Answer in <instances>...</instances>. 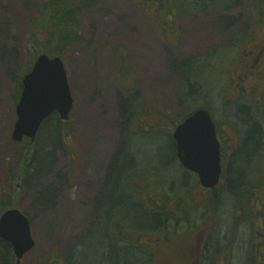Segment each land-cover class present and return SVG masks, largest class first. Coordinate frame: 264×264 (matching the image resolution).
I'll list each match as a JSON object with an SVG mask.
<instances>
[{
	"label": "rangeland",
	"instance_id": "1",
	"mask_svg": "<svg viewBox=\"0 0 264 264\" xmlns=\"http://www.w3.org/2000/svg\"><path fill=\"white\" fill-rule=\"evenodd\" d=\"M111 2L86 15L82 30L87 40L86 46L83 49L73 48L65 55L75 100L66 129L72 132L75 141L66 139V144L59 142L54 149L53 159L44 163L42 168H29L36 161V156L33 155L28 164L29 169L25 170L22 177L23 182L19 184L17 206L30 218L33 236L37 242V250L25 258L24 264H41L50 257L53 264L80 263L74 257L83 251V244L94 225V214H98V210H105L104 190L108 189V193L112 194V186L108 184L112 168L116 163L127 162L126 157L134 158L132 171L138 168L143 171L148 169L153 175L168 178L165 179L167 184L174 189V184L179 185L180 180L184 182L183 170L175 164L172 154L165 150L168 144L166 134L162 137L160 132L146 137L139 133L143 127L159 126V114L147 119L141 116L133 123L135 133L128 130L126 117L135 114L134 107L140 100V112H162L161 118L164 117L162 119L170 126L173 116L186 114L199 106H209L218 127L220 126L225 172H228L229 160H235L240 165L236 172L238 169L246 170L249 165L256 166L258 162L264 163V155L260 157L253 151L249 152L251 148L246 147V138L242 139L238 134L240 128H245V133H249L245 121L247 124L258 122L263 131L261 140L264 154V108L261 106L258 114L253 113V117L251 112L249 117L242 113L237 117V106L233 105L243 80L247 83L248 79L252 81L262 77L261 91L264 88V54L261 58L249 59L251 70L241 71L243 63L239 57H251L252 48L260 43L259 26L249 25L247 0H231L230 5L221 6L218 15L212 17H207L208 9L193 12L195 18L183 23L179 47L178 27L170 23L168 17L162 18L167 25L164 24L160 37L169 47L161 45L154 28L147 24L144 15L132 5L131 0ZM259 12L263 18L264 3ZM39 16V0H0V194L2 191L7 194L11 192L8 187L15 183L20 169L17 167L24 147L13 142L12 131L17 120L19 82L35 58L32 38H44ZM261 29L263 31L264 27ZM249 36L251 38L248 44L241 41ZM119 44L123 45L119 54L123 57L128 54L130 71L128 73L121 66L119 73L115 75L117 84L113 83L112 46ZM177 47L179 52L175 54L174 49ZM228 52L230 55H225ZM177 55L182 62H197L199 59L203 63L197 62L195 72L186 78L194 71L195 65L179 64L176 62ZM218 67L220 75L216 77ZM260 68L262 69L259 70ZM259 71H262L261 76ZM134 84L137 85L139 95L136 91L129 90ZM190 84L197 86L187 88ZM238 100L249 105L252 98L243 94ZM259 101L264 105V96H258L254 100L255 103ZM142 118L144 120L141 122ZM71 148L77 151L76 154L72 153ZM45 150L40 152L42 159L50 152ZM124 164L126 166L127 163ZM251 167L245 171L246 176L249 178L252 175V181L261 180L257 177L259 163L255 175ZM74 169L77 173H73ZM127 176L128 168L124 167L118 193L111 195L108 206L110 212L119 207L122 217H130L127 219L129 221L125 220L127 224L134 226L140 211L146 213L139 198L145 200V195L148 194L158 198L162 192L155 176V179L150 180L147 190L142 181L138 182L137 192L140 195H136L127 187ZM188 183L191 186L193 179L190 178ZM221 185L223 188L220 191L224 194L221 200L222 239L219 246L212 247L217 251L213 252L210 248L204 257L193 259V252H199L193 248L186 256L189 251L186 246L193 241L192 234L185 232V227H178L174 223L170 226V233L181 232L179 236L167 237L158 231L159 233H149L150 235L137 239L134 245L122 243L116 249L111 239L113 233L118 234L123 225V222L119 223L117 220H122L121 217H117L113 219L114 222L117 220L115 225L113 221L109 225L107 239L103 236L95 237L85 246V262H93L92 252L104 238L108 250L112 252V260L122 259L123 264H190L191 260L194 264H206L205 258L214 260L218 254L217 264H246L252 243L258 245L261 253H264V239L262 241L258 235L263 232L260 230L261 224L254 225L256 220L237 211V197H228L225 193L226 183L222 182ZM244 185L246 182L242 180L236 184L238 188ZM169 186H165L164 191L171 193ZM192 196H196L193 190L191 193L172 195L170 205L182 207L190 202ZM255 204L262 216L260 222L264 224V187L260 188L254 200L251 199L252 210ZM102 214L104 216L105 212ZM225 242H230L231 245L223 251ZM150 245H154L151 249L156 253L153 251L151 254L152 252L146 250L145 246ZM198 259L201 261L198 262ZM213 260L210 259V262Z\"/></svg>",
	"mask_w": 264,
	"mask_h": 264
},
{
	"label": "trees",
	"instance_id": "2",
	"mask_svg": "<svg viewBox=\"0 0 264 264\" xmlns=\"http://www.w3.org/2000/svg\"><path fill=\"white\" fill-rule=\"evenodd\" d=\"M229 1V2H228ZM231 0H131L132 4L140 11L146 14L147 24L152 26L155 30L156 37H160V31L163 30L164 24L167 25L166 21H163V17H168L170 19V23L177 25L180 36L177 39V44L179 47L180 39L183 33V23L185 21L194 19L193 12H203L205 10H209V13L212 16L218 15L217 13L220 12V7L227 3L230 4ZM249 4V8L251 12H258L264 3V0H247ZM111 0H39V9H40V28L44 32L43 39H37L35 37L32 38L33 49H34V60L40 54H47L51 57H61L65 59V55L73 48L83 49L86 46L87 40L84 34H82L83 24L85 21V17L89 14L92 10L96 9L97 7L105 6L111 4ZM171 7V8H170ZM222 8V7H221ZM264 23V19L262 20ZM178 23V24H176ZM163 42V41H162ZM165 43L163 42V45ZM166 45V44H165ZM168 46V45H166ZM123 47L122 44L117 46H112V60H113V83L116 82L115 75H117L120 71L122 66L126 68L129 73V59L128 56L123 57L119 54V49ZM174 49L179 52V49ZM240 60L245 59L243 56L239 57ZM178 63H190L196 65L197 62L203 63L201 60H194L189 61H181L177 55L176 62ZM31 67V65H30ZM28 68V71L30 69ZM195 66V70H196ZM191 72L188 77L189 78L194 72ZM27 71V72H28ZM185 77V76H184ZM138 83V82H137ZM136 84L132 85L129 90L136 91V94L139 95V92L136 90ZM190 86H197L195 84L187 85V88ZM22 88V79L19 82L18 94L17 98L20 96ZM192 97V96H191ZM142 108L141 103H138L134 107L135 114H129L126 117V124L128 125V130L133 133V123L136 119H139L141 116L145 119L151 117L152 115L159 114L160 115V122L159 126H154L153 128H146L143 127L139 133L142 136H153L154 134H159L161 132V136L167 140V146L165 150H168L172 154V159L175 164L182 169L180 166L179 160L176 155V143L173 139V133L177 125L182 123L185 118H187L191 113H193L196 109L205 108L210 109L209 106H199L192 111L187 112L183 115H175L173 116L174 119L172 121V125L170 126L168 122L161 118L162 112H153L152 110L140 112ZM251 112V113H250ZM130 113V112H129ZM237 113L250 115L253 117L254 114L250 110V106L243 105L239 106ZM166 116V115H165ZM170 118L169 116H166ZM143 119V118H142ZM250 119V118H249ZM142 121V120H141ZM245 121V125L248 127V134H245V143L246 147L249 146L255 155L262 157L264 154L262 153V128L258 122L247 124ZM66 124L61 123L57 114L53 115L49 118L46 122H44L43 126L40 129L38 134L37 140L35 143L28 142L23 144V153H22V161L20 163V169L18 171V177L15 180V183L11 185V193L9 195H4L0 198V215L3 214L9 207H14L17 205L19 200V184L23 182L22 177L25 174V170L27 171L30 167L33 169L42 168L41 166L53 159L54 157V149L59 145V142H64L67 140L74 139L72 132L65 129L64 126ZM135 133V131H134ZM56 143V144H55ZM55 144V145H54ZM46 151L45 149L50 150L49 154L47 153L45 159H42L40 156V152L42 150ZM72 153L75 154L76 150L72 149ZM257 150V151H255ZM167 151V153H168ZM252 152V153H253ZM51 153V154H50ZM253 153V155H254ZM262 154V155H261ZM33 155L36 156V161L29 166ZM39 160L37 161V158ZM132 158H127V162H120L114 164L110 179L109 185L112 186L111 195L115 196L118 193L119 189V181L121 177V173L124 167L128 168V176L125 178L127 183V187L129 190L133 191L134 194L140 195L137 192L138 186L136 185L138 182H143L146 185V190L148 189L149 182L151 179H155L157 177L158 186L160 187L162 192L160 196L157 198L156 196H152L151 194L145 195V200L139 198L141 207L146 210L145 212L140 211V216L136 220V224L134 226L128 225L127 219H130L129 216L122 217L119 211V207H115L112 212L109 210L108 203L110 201V192L108 193V189L104 190V206L105 210H98V214H94V225L92 227L91 233L89 237L85 241L83 251L81 254H77L74 259L79 261V264H87L85 262L86 256V245L89 244L91 240L95 237H104L107 239V232L109 230V225L113 219H117V217H121L122 220H119V223L123 222L122 228H119L118 234L113 233V239H111L114 247L119 249L118 246L121 243L127 245H134L135 239L138 237V232L148 235L155 231L156 233L163 232V236H170V235H177L181 234V232H172L170 233V226L177 224L178 227H185L187 230L185 232H189L192 234L193 243L197 241H203L211 247L214 243H221V235H222V228H221V217L223 214V207H222V197L223 192L220 191V188H223V185L219 189L215 190H204L200 188L199 184L196 183L197 180L195 176H192L193 182L192 185L188 183V180L191 178L190 174L188 176L183 177L182 180L184 182L179 181V185L174 184L176 188L169 186L167 184L168 178L160 177L157 175H153L152 171L148 169L140 170L134 169L132 171V163H133V156ZM126 161V160H125ZM76 161L74 162V164ZM127 163L126 166H124ZM259 163V176L261 180L259 181H252L249 175V178L246 176V172L251 165L246 167V170L238 169L237 172L235 171L236 168H240V165L236 163L235 160H229L228 162V181L226 183L227 189L225 193L228 197L236 198L237 203L240 200L241 212L245 213V210H248L250 207L251 199H255L258 195V191L260 187H264V163ZM258 163L256 166H258ZM129 164V165H128ZM255 171V165L253 167ZM183 170V169H182ZM251 170V169H250ZM246 171V172H245ZM132 172V173H131ZM245 172V173H244ZM134 173V174H133ZM233 174H236L233 176ZM255 175V174H254ZM255 177V176H254ZM196 180V182H195ZM240 180L245 181L246 185L238 188L236 186ZM172 185V184H171ZM165 186H169L172 189L171 193L164 191L166 189ZM141 190V189H140ZM174 190V191H173ZM185 190V191H184ZM197 192L196 196H192L190 202L186 205L179 207H174L170 205V199L172 195L175 194V191H178V194L183 193H191V191ZM258 190V191H257ZM117 191V192H116ZM255 191H257L255 193ZM236 192V194H235ZM45 201V199H44ZM139 202V201H138ZM101 208V207H100ZM102 212H105V215H101ZM220 214V222L217 218ZM244 217V215H242ZM117 220L115 222H117ZM127 220V221H125ZM113 221V225H115ZM181 222V223H180ZM220 223V225L218 224ZM124 230V231H122ZM95 231V232H94ZM159 231V232H158ZM262 234H258L259 237L264 239V230H262ZM123 233H126L125 236ZM134 237V238H133ZM104 238L98 244L97 248L92 252L93 255V262L91 264H123L122 259L114 261L110 256L111 251L108 250L106 242H104ZM157 244V242H153ZM264 244V242H263ZM230 242L225 244L223 249H228ZM221 247V246H220ZM150 248V249H148ZM148 251L153 254V251L150 246L147 247ZM86 251V252H85ZM178 251V249H177ZM222 251V247L220 248ZM156 253V251H154ZM111 257V258H110ZM118 256H116L117 258ZM260 258L263 260L264 264V253L262 254L259 250V246H255L252 243V246L249 251L248 261L247 264H257L255 259ZM83 259V261H82ZM173 262V261H172ZM0 264H14V255L12 248L10 245L4 241L0 240Z\"/></svg>",
	"mask_w": 264,
	"mask_h": 264
},
{
	"label": "water",
	"instance_id": "3",
	"mask_svg": "<svg viewBox=\"0 0 264 264\" xmlns=\"http://www.w3.org/2000/svg\"><path fill=\"white\" fill-rule=\"evenodd\" d=\"M73 107L64 61L41 55L23 81L13 140L19 143L29 137L35 141L46 119L57 112L61 120L68 121ZM173 138L183 167L196 173L204 188H216L223 168L221 143L211 113L206 109L196 111L178 125ZM0 238L12 244L17 264L35 247L30 221L18 209L8 210L1 216Z\"/></svg>",
	"mask_w": 264,
	"mask_h": 264
},
{
	"label": "bare ground",
	"instance_id": "4",
	"mask_svg": "<svg viewBox=\"0 0 264 264\" xmlns=\"http://www.w3.org/2000/svg\"><path fill=\"white\" fill-rule=\"evenodd\" d=\"M244 129L245 128H240V131H239V136L242 138V139H245L246 137H245V131H244ZM176 155H177V149H176ZM177 158H178V155H177ZM178 160H179V158H178ZM180 161V160H179ZM254 167V166H253ZM253 167H251V169L253 168ZM255 169H256V166H255ZM254 170V169H253ZM73 173H77V171H76V169H74V171H73ZM188 174H190V176H191V178H192V176H195V179L197 180V182H196V180H195V182L196 183H198L199 184V186H200V188H202V189H204V190H215V189H219L220 188V183L222 184V182H224V184L225 183H227V181H228V172L226 171L225 172V170L224 171H222V175H221V180H220V183H219V185L216 187V188H212V189H206V188H204L202 185H201V183H200V179H199V177H198V175L196 174V173H194V172H191V171H188V170H184L183 171V176H182V179H183V177H187L188 176ZM254 174H255V171H254ZM257 177H260V176H257ZM181 181V180H180ZM256 182L257 181H259V180H255ZM260 188H262L261 186H259ZM177 189V188H176ZM258 191V190H257ZM257 191H255V193L257 192ZM259 192V191H258ZM176 194H178V191H176L175 192V194L174 195H176ZM196 194H197V192H196ZM241 205H240V202L238 201V204H237V211H239V212H241ZM247 217H250V218H253V220H262V216H261V214L259 213V210H258V206L255 204V207H254V209L252 210V208H251V206L248 208V210H245V213H244ZM218 219H219V222H220V214H219V216L217 217ZM218 222V224L220 225V223ZM143 234V236L144 237H146V236H148V235H150V234H148V235H146V234H144V232L142 233ZM152 234H155V231L154 232H152ZM177 236V235H176ZM33 240H34V242H35V247H37V242H36V240H35V238L33 237ZM223 240L225 241V238H223ZM5 241V240H4ZM5 242H7V241H5ZM226 244H227V242H225ZM213 246H219V243H214L211 247H209L208 246V244L207 243H205V242H203V241H197V242H193V243H189L186 247H188L189 248V251L188 252H186V256H188V253L194 248V249H198L199 250V252H193V254H192V258L194 259V258H196V257H198V256H200L199 258H202V257H204L205 256V254H206V252L211 248L212 249V247ZM11 248H12V251L14 250V248H13V246H10ZM213 250V249H212ZM215 251H217V249H214L213 250V252H215ZM223 251H225V249L223 250ZM218 252H220V251H218ZM218 252H217V254H218ZM214 255H215V253H214ZM43 258V257H42ZM63 259V258H62ZM219 259V254L218 255H215V260H218ZM16 258L14 257V264H16ZM24 260H25V258H23L21 261L22 262H24ZM43 260H44V258H43ZM50 260H51V257L48 259V260H44V262L43 263H41V264H53V263H51L50 262ZM65 259H63V261H64ZM247 261H248V259H247ZM255 262L257 263V264H262L263 263V260L262 259H260V258H257V259H255ZM247 263H249V261L247 262ZM246 263V264H247Z\"/></svg>",
	"mask_w": 264,
	"mask_h": 264
},
{
	"label": "flooded vegetation",
	"instance_id": "5",
	"mask_svg": "<svg viewBox=\"0 0 264 264\" xmlns=\"http://www.w3.org/2000/svg\"><path fill=\"white\" fill-rule=\"evenodd\" d=\"M260 39L261 40H260L259 45L258 46L256 45V51H257V55L255 56L256 58H261L264 54V29L262 31V34H260ZM251 54L253 55V52ZM242 63H243L242 69L248 70L250 67L252 68L249 59H247V61H243ZM251 68L249 70H251ZM262 68H263V66H262ZM262 68H260L259 70H261ZM259 75L260 76L262 75V71L261 72L259 71ZM261 80H262V77L257 78V79L252 80V81L248 79L249 82L247 81V83L244 82L245 80H243V84L241 85L239 90H237L238 97L234 101L233 105L237 106L239 104V102H241V100L239 101L238 98H239V96H241L243 94H246L247 96H252L253 94H257L258 96H264V92H262V91H264V89H262V91H261V82H260ZM240 92H242V94ZM261 106L264 108V105L262 104L261 101L256 102L252 106H250V110L252 111V113L258 114V110ZM238 108L236 109V116L237 117L239 115V113H237ZM219 138H220V134H219ZM258 221H260V220H258ZM256 223H258L257 220L254 222V225ZM210 259L213 260V258H209V259L205 258L204 259L206 264H217V260H215V258L212 262H210ZM200 261H201V259H198V262H200ZM192 262L193 261L191 260L190 264H194Z\"/></svg>",
	"mask_w": 264,
	"mask_h": 264
}]
</instances>
